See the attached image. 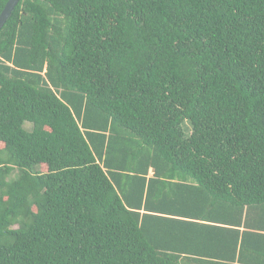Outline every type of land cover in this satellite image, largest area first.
<instances>
[{"label": "trees", "instance_id": "trees-1", "mask_svg": "<svg viewBox=\"0 0 264 264\" xmlns=\"http://www.w3.org/2000/svg\"><path fill=\"white\" fill-rule=\"evenodd\" d=\"M0 264H264V0H18Z\"/></svg>", "mask_w": 264, "mask_h": 264}, {"label": "water", "instance_id": "water-1", "mask_svg": "<svg viewBox=\"0 0 264 264\" xmlns=\"http://www.w3.org/2000/svg\"><path fill=\"white\" fill-rule=\"evenodd\" d=\"M17 2L18 0H7L6 1L4 7L2 8L0 12V28L2 27V25L4 24L8 16L10 15L11 11L13 10Z\"/></svg>", "mask_w": 264, "mask_h": 264}]
</instances>
